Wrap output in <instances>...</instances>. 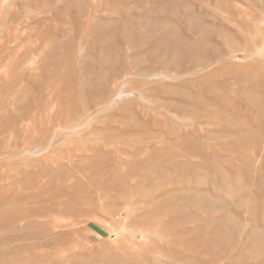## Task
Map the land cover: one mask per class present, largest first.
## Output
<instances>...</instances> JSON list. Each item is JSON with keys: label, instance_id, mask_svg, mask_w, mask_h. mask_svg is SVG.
Wrapping results in <instances>:
<instances>
[{"label": "rangeland", "instance_id": "rangeland-1", "mask_svg": "<svg viewBox=\"0 0 264 264\" xmlns=\"http://www.w3.org/2000/svg\"><path fill=\"white\" fill-rule=\"evenodd\" d=\"M0 264H264V0H0Z\"/></svg>", "mask_w": 264, "mask_h": 264}]
</instances>
